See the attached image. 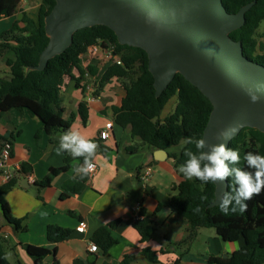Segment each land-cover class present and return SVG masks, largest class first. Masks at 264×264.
Wrapping results in <instances>:
<instances>
[{
    "label": "trees",
    "instance_id": "16d2710c",
    "mask_svg": "<svg viewBox=\"0 0 264 264\" xmlns=\"http://www.w3.org/2000/svg\"><path fill=\"white\" fill-rule=\"evenodd\" d=\"M22 1L24 0H0V19L15 16L11 27L0 34V63L8 70L6 75L0 76V118H4L10 111H26L41 121L43 131L49 136L68 130L74 115L70 114L69 120L63 118V78L70 75L73 68L78 69L82 77L85 70L80 68V64L87 48L99 41L110 42L114 46V56L119 58L120 64H111L105 68L98 89L111 78H116L125 90L121 106L114 110L115 123L122 128H129L131 137L138 139L151 150L180 147L179 154L171 156L175 160L176 168L186 161L187 157L183 155L186 149L197 152L194 145L188 144L187 141L189 138L202 139L212 110L209 100L197 88L180 74H176L161 95L155 97L154 79L148 71L147 54L139 48L120 45L112 30L99 25L76 31L71 45L63 53L50 59L44 70H31L30 68L38 65L40 53L48 43L44 18L50 13L55 2L40 0L35 17H31V12L27 13L26 9H21ZM252 2L254 4L245 13L244 25L229 33V37L241 42L246 58L264 66L263 46L254 40L260 23L264 21V0H222L229 14L237 13L240 8ZM19 13L22 17L17 20ZM86 69L90 75H96V66H87ZM79 81L80 79H76L75 83L83 94V86ZM172 99L175 100L172 111L161 119L162 111ZM75 115L83 123L86 121L85 102L78 104ZM228 147L240 153L241 162L237 166L252 171L247 168L243 156L249 151L264 156V134L256 129L243 128L230 141ZM134 149L131 148L132 151ZM65 168L51 169L49 176L40 186L49 185L52 178ZM17 173L28 174L30 169L22 164ZM179 174L181 181L174 186V194L169 197L168 204L189 225L184 242L192 240L200 228L214 229L223 241H241L242 244L225 258L209 256L206 264H264V190L246 202L247 209L243 213L230 212L225 215L219 206L207 208L214 201L213 183L205 184L196 179L186 180L180 172ZM86 179L87 177H75L64 185L65 191L80 193L85 187ZM226 181L228 192L232 187V179ZM16 184L17 179L14 176L0 186V209L7 225L15 231L24 232L26 227L22 225V221L11 215L5 198ZM66 192L60 197H65ZM117 223L101 227L92 236V241L104 253L114 243L111 231ZM133 226L140 235L141 242L148 241L155 233V226L148 218L136 221ZM71 233V230L55 225L46 227V238L50 244L67 240ZM23 249L32 259V264L58 263L55 247L25 245ZM141 252L151 263H157L158 255L166 253L164 249L155 252L149 248H143ZM177 263L178 260L174 262ZM0 264H9L1 244ZM123 264H128V261L125 260Z\"/></svg>",
    "mask_w": 264,
    "mask_h": 264
},
{
    "label": "crops",
    "instance_id": "0c3cea01",
    "mask_svg": "<svg viewBox=\"0 0 264 264\" xmlns=\"http://www.w3.org/2000/svg\"><path fill=\"white\" fill-rule=\"evenodd\" d=\"M87 63L96 66L95 76L83 74L81 77L78 69L73 68L61 85L63 118L69 120L70 114L74 115L69 129L79 131L98 145L93 160L96 170L87 176L80 193H67L64 188L79 176L75 169L83 164V158L74 159L67 153L56 155L61 133L47 135L41 121L26 111H10L0 118V146L8 142L11 147L7 167L20 168L24 164L30 169L28 174H15L17 184L5 197L11 215L22 221L26 231H15L7 225L0 209V244L9 264H32L23 249L25 245L55 247L57 264H123L125 260L128 264H174L176 260L177 264H206L209 256L223 258L236 251L242 242H225L214 229L212 232L200 228L192 240L184 242L189 225L168 204L174 186L181 181L179 168L171 157L179 154L180 147L164 150L165 154L158 153L132 138L129 128L115 123L114 110L125 97V90L116 78L102 85L99 100L85 101L75 80L80 79L81 84H99L107 67L97 59L88 60L85 54L80 64L83 71ZM7 72L0 63V76ZM80 102H85L87 107L84 123L75 115ZM174 105L175 100H170L160 118H165ZM107 125L111 126L109 137L101 140L99 134ZM145 166L152 168L153 175L151 181L143 185L139 173ZM61 167L66 168L55 175L49 185L40 186L51 169ZM3 184L0 175V186ZM65 192L66 196L61 198ZM136 203L141 206L143 219L148 218L155 226L154 235L145 242H141L133 226L136 221L132 207ZM113 222H118L111 231L113 245L106 253L97 245L95 253L89 252V244L94 243L93 234ZM48 225L69 229L71 236L61 243L50 244L46 238ZM79 227H83L82 232L77 230ZM229 245L235 246L230 248ZM143 248L155 252L164 249L166 253L158 255L157 263H151L143 256Z\"/></svg>",
    "mask_w": 264,
    "mask_h": 264
},
{
    "label": "water",
    "instance_id": "95a60500",
    "mask_svg": "<svg viewBox=\"0 0 264 264\" xmlns=\"http://www.w3.org/2000/svg\"><path fill=\"white\" fill-rule=\"evenodd\" d=\"M53 1L52 10L44 18L49 40L38 65L31 70H44L50 59L71 45L76 31L105 26L114 32L120 45L147 54L155 97L180 74L209 100L212 110L202 135L207 143L228 146L243 128L264 134V92L257 93L260 100L255 104L245 92V88L255 90L257 84L264 83V66L246 58L241 42L229 37L244 25L245 13L254 2L229 14L222 0ZM27 7L25 4L24 9ZM149 13L155 16L152 24L146 23ZM21 17L19 13L17 20ZM219 132L228 139L218 140ZM157 152L165 154L164 150ZM213 184L214 201L207 208L219 206V197L227 191V181Z\"/></svg>",
    "mask_w": 264,
    "mask_h": 264
},
{
    "label": "clouds",
    "instance_id": "9594fccd",
    "mask_svg": "<svg viewBox=\"0 0 264 264\" xmlns=\"http://www.w3.org/2000/svg\"><path fill=\"white\" fill-rule=\"evenodd\" d=\"M154 18V13H149L146 23L152 24ZM245 92L251 103H258L260 96L257 93L264 92V83L257 84L255 90L245 88ZM217 139L226 140L228 137L223 132H219ZM187 143L194 145L197 152L191 149L183 152L187 159L179 167V172L186 180L196 179L207 184L222 183L229 178L232 179L231 190L219 197V208L223 214L243 213L247 209L246 202L264 190V156L251 151L245 153L243 160L247 168L252 170L246 171L237 166L241 162L240 153L229 148L225 143L209 144L206 140L198 138H189ZM97 149V143L70 128L60 134L55 151L58 156L67 153L74 159L83 158V164L76 167L75 172L84 179L94 171L93 160Z\"/></svg>",
    "mask_w": 264,
    "mask_h": 264
},
{
    "label": "built area",
    "instance_id": "2783aa9c",
    "mask_svg": "<svg viewBox=\"0 0 264 264\" xmlns=\"http://www.w3.org/2000/svg\"><path fill=\"white\" fill-rule=\"evenodd\" d=\"M85 54L88 55V60L97 59L107 66L111 64H120L119 58L117 56H114V46L110 42L99 41L96 44L89 46ZM87 66H91V65L88 63L85 64L84 75L85 77H91V75L86 69ZM81 86H83L82 91H83V94L85 95V101L89 103V102L100 99L99 92H98L99 90L98 84H96L95 82H92V83H86V84L84 83ZM110 127H111L110 125H107L106 128L100 132L99 137L101 140H106V138L109 137L108 128ZM10 156H11L10 144L8 142H3L1 145V150H0V175L4 183H7L8 181H10L19 170L18 166H13L11 169L7 167L8 161L10 160ZM95 170H96V167L94 168V171ZM152 175H153V171L150 166L143 167L141 172L139 173L140 182L143 185L148 184L152 179ZM140 208L141 206L139 203H136L132 207L133 219L135 221H140L143 219V216H141L140 214ZM77 230L82 232L83 227H79ZM88 250L89 252L95 253L97 251L96 244L90 243L88 246Z\"/></svg>",
    "mask_w": 264,
    "mask_h": 264
},
{
    "label": "rangeland",
    "instance_id": "374dc122",
    "mask_svg": "<svg viewBox=\"0 0 264 264\" xmlns=\"http://www.w3.org/2000/svg\"><path fill=\"white\" fill-rule=\"evenodd\" d=\"M39 2H40V0H25V1H22V3L20 4V7H21V9H24V5L27 4L28 7L26 8V10L31 12V17H35L36 9H37ZM14 19H15V16L10 17V18L0 19V34L3 33L4 31L8 30L11 27ZM254 40L263 46V51H264V21H262L260 23V26L255 33ZM2 66L4 69H6L3 64H2ZM2 75H5V74L3 73ZM207 230H212V232H214L213 229H207ZM234 246L235 245H229L230 248H232ZM198 247L199 248L201 247L200 244L198 245ZM200 250H198V251H200Z\"/></svg>",
    "mask_w": 264,
    "mask_h": 264
}]
</instances>
